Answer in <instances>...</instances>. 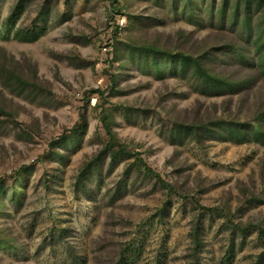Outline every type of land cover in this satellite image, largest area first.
<instances>
[{
	"label": "rangeland",
	"instance_id": "obj_1",
	"mask_svg": "<svg viewBox=\"0 0 264 264\" xmlns=\"http://www.w3.org/2000/svg\"><path fill=\"white\" fill-rule=\"evenodd\" d=\"M256 136L264 0H0V264H264Z\"/></svg>",
	"mask_w": 264,
	"mask_h": 264
},
{
	"label": "trees",
	"instance_id": "obj_2",
	"mask_svg": "<svg viewBox=\"0 0 264 264\" xmlns=\"http://www.w3.org/2000/svg\"><path fill=\"white\" fill-rule=\"evenodd\" d=\"M125 26H127V25H125ZM126 28V27H125ZM124 28V29H125ZM106 130H107V128H106ZM108 132V131H107ZM229 137H230V139L231 140H233L234 142H237V143H240L241 141H242V136H243V134L241 133V132H239L238 130H235V129H230L229 131ZM256 138V140L258 141V142H260L261 144H264V137L263 138H261V139H258V138H260V137H258V136H256L255 137ZM149 173L151 172L158 180H161V178H160V175H158V174H155V173H153L150 169H148L147 167H144ZM0 180H1V178H0Z\"/></svg>",
	"mask_w": 264,
	"mask_h": 264
},
{
	"label": "built area",
	"instance_id": "obj_3",
	"mask_svg": "<svg viewBox=\"0 0 264 264\" xmlns=\"http://www.w3.org/2000/svg\"><path fill=\"white\" fill-rule=\"evenodd\" d=\"M125 25H126V21H125L124 18H122V19L117 18L116 19L115 30H118V32H120L125 27ZM108 46H109L108 48L104 49L105 51H108V50L110 51L111 50V46L110 45H108Z\"/></svg>",
	"mask_w": 264,
	"mask_h": 264
}]
</instances>
